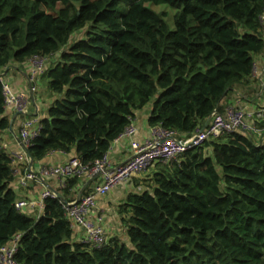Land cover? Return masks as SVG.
<instances>
[{
    "label": "trees",
    "instance_id": "1",
    "mask_svg": "<svg viewBox=\"0 0 264 264\" xmlns=\"http://www.w3.org/2000/svg\"><path fill=\"white\" fill-rule=\"evenodd\" d=\"M161 3L176 9L173 28L150 5ZM263 9L264 0H0V247L20 233L19 264H264V138L234 131L158 162L143 177L150 185L118 207L127 241L96 247L75 238L59 197L44 198L38 216L16 207L1 81L11 63L55 56L44 76L56 96L29 155L75 149L92 162L149 103L150 126L185 135L222 110L264 51ZM81 184L72 176L57 190L71 200L88 191Z\"/></svg>",
    "mask_w": 264,
    "mask_h": 264
},
{
    "label": "built area",
    "instance_id": "2",
    "mask_svg": "<svg viewBox=\"0 0 264 264\" xmlns=\"http://www.w3.org/2000/svg\"><path fill=\"white\" fill-rule=\"evenodd\" d=\"M259 20L264 30V9ZM50 58L45 54H34L28 59V79L30 90L34 94L38 89V80L46 73ZM1 81L6 107H12L24 116L17 135L20 147L11 152L16 187L29 188L36 183L41 187L38 199L17 197L16 207L26 213L35 209L42 210L44 198L56 196L47 183L52 178L56 179L54 188L56 190L58 187H65L68 178L72 176L96 180L90 191L77 194L75 198L65 202L60 198L65 215L72 226L78 227L82 231L80 240L96 247L102 246L107 241L102 219L96 215V202L99 195H104L114 186L148 172L158 162L168 163L177 159L188 149L200 146L205 141L226 133L242 131L245 134L250 133L261 138L264 137V126L260 125L264 118V105L254 108L220 102V105L223 106L222 110L214 109L206 123L190 135L180 134L179 131L157 123L150 126L148 137L143 141H138L134 139L137 131L135 118H131L122 133L116 138L125 137L130 140L131 155L121 163L113 164L108 151L92 162H84L78 156H74L61 163L36 165L28 152V147L41 128L40 118L37 115H29L33 97L16 91L5 79L3 73ZM259 83L264 89V74ZM239 92L235 90L237 97L242 95ZM20 238L21 234L16 233L0 247V264H19L16 253Z\"/></svg>",
    "mask_w": 264,
    "mask_h": 264
},
{
    "label": "crops",
    "instance_id": "3",
    "mask_svg": "<svg viewBox=\"0 0 264 264\" xmlns=\"http://www.w3.org/2000/svg\"><path fill=\"white\" fill-rule=\"evenodd\" d=\"M255 64L252 73L251 82L247 85H239L236 88H233L222 100L221 102L225 103H235L241 106L247 107H254L256 108L257 105H264V89L260 86V78L264 74V51L258 52L254 54ZM28 69L29 63L26 61L23 64L19 63H11L3 72V75L6 80H8L12 87L16 91H21V93L29 94L33 97L32 103L30 105L29 115H37L40 119L47 115V109L49 104L55 98V94L51 93L47 86V78L44 76L40 80L39 89L34 94L30 90V83L28 79ZM43 79V83L41 80ZM256 79V80H255ZM40 84L43 88L40 90ZM258 88V92H255ZM235 90H237L240 94L239 97L235 94ZM43 91H46L45 99H43ZM251 91V93H249ZM39 92V93H38ZM151 110V103L145 105L142 109L136 111L134 116L135 118V125L137 127V131L135 133L134 139L138 141H143L149 135L150 125L148 123V117ZM7 114L10 117V127L3 132L2 135V144L3 147L9 153L16 151L20 147V143L18 141V132L21 127L23 121V115L19 113L12 107L7 108ZM264 138V137H262ZM264 141V140H263ZM110 158L113 164H118L125 161L130 155V140L125 137H121L119 139H115L109 150ZM77 156L76 150L72 149L69 152H65L62 150H54L49 152L42 161L36 162V165L43 164H54V163H61L66 161L67 159ZM147 173V172H146ZM135 178H142V177H135ZM135 178L120 183L119 185H123V188L118 187L119 185L115 186L118 187L115 191H112V194L109 196L108 193L104 195H99L97 197L96 202V215H99L102 219L107 238L117 235L116 228V220H121V215L119 213L118 207L120 203L126 198L127 194L133 191L135 184L139 185L142 180L136 181ZM82 180L81 187L84 184V179ZM139 182V183H138ZM16 183V182H15ZM48 185L52 188H55L56 179L52 178L47 181ZM88 186L87 189L90 191L96 180H87ZM17 186V185H16ZM114 187V188H115ZM40 186L38 183L32 185L29 188H17L16 193L19 198H28V199H38V192L40 193ZM41 209H35L28 211L30 215L38 216L41 213ZM121 222V221H120ZM123 225V223H122ZM119 225H117L118 227ZM76 231L75 238L80 239L82 236V231L78 227H74Z\"/></svg>",
    "mask_w": 264,
    "mask_h": 264
},
{
    "label": "rangeland",
    "instance_id": "4",
    "mask_svg": "<svg viewBox=\"0 0 264 264\" xmlns=\"http://www.w3.org/2000/svg\"><path fill=\"white\" fill-rule=\"evenodd\" d=\"M154 9H156V10H158V11H161V10H163V11H166V14H167V17H166V20H167V22H168V24H169V26H170V28H173L174 27V20H173V14H174V12L176 11V9L175 8H173V7H171V6H169V5H166L165 3H161V4H157V5H153V4H150ZM50 12H52V10L51 9H48ZM82 35H83V32H80L79 34H78V36L76 37V38H80V37H82ZM57 56V55H56ZM53 58H55V56H52L50 59H49V64L51 63V61H52V59ZM40 80V79H39ZM41 83H43V79L41 80ZM37 87H38V89H39V83L37 84ZM43 88V86L40 84V90ZM38 89L36 90V91H38ZM46 91H43V93H42V95H43V99H45V96H46V93H45ZM255 92H258V88H257V90L255 91ZM39 93V92H38ZM249 93H251V91L249 92ZM244 106V105H243ZM261 107V105H257V108H260ZM157 165H155L153 168H151L147 173L145 172V173H143V174H141V175H138V177H142L141 179L140 178H138V180H142V187L141 186H138L137 184H135V187H134V189H133V191H141L145 186H148V185H150V184H147L146 183V180H145V178H143V177H149V175H150V173L153 171V169H155V167H156ZM134 179V178H133ZM117 186V185H116ZM115 187V186H114ZM112 188L110 191H109V193H108V195L110 196L111 194H112V191H115L118 187H121V188H123V185H119L118 187H115V188ZM121 221V222H120ZM122 219L121 220H116V228H118L117 229V236L118 237H120L121 239H124L125 241H127V237H126V235H127V233H126V227L124 226V225H122ZM117 225H119L118 227H117Z\"/></svg>",
    "mask_w": 264,
    "mask_h": 264
},
{
    "label": "water",
    "instance_id": "5",
    "mask_svg": "<svg viewBox=\"0 0 264 264\" xmlns=\"http://www.w3.org/2000/svg\"><path fill=\"white\" fill-rule=\"evenodd\" d=\"M51 189H52V191L56 194L57 197L61 198L64 202L66 201V199H64V198L62 197V195L59 193L58 190H56V189H54V188H51Z\"/></svg>",
    "mask_w": 264,
    "mask_h": 264
},
{
    "label": "clouds",
    "instance_id": "6",
    "mask_svg": "<svg viewBox=\"0 0 264 264\" xmlns=\"http://www.w3.org/2000/svg\"><path fill=\"white\" fill-rule=\"evenodd\" d=\"M44 77V76H43ZM87 180H91V179H84V181H87ZM52 188V187H51ZM78 195L79 194H84V193H82V191H79L78 193H77ZM73 227V226H72ZM74 228V227H73Z\"/></svg>",
    "mask_w": 264,
    "mask_h": 264
}]
</instances>
